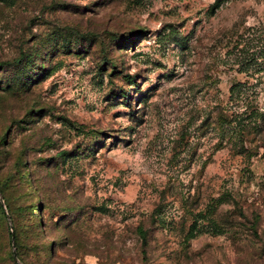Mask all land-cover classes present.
Returning <instances> with one entry per match:
<instances>
[{
	"label": "rangeland",
	"instance_id": "rangeland-1",
	"mask_svg": "<svg viewBox=\"0 0 264 264\" xmlns=\"http://www.w3.org/2000/svg\"><path fill=\"white\" fill-rule=\"evenodd\" d=\"M0 264H264V0H0Z\"/></svg>",
	"mask_w": 264,
	"mask_h": 264
}]
</instances>
